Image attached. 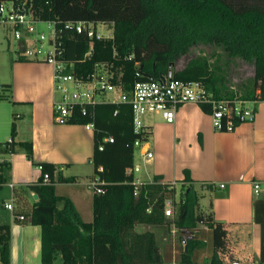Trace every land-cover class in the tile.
Wrapping results in <instances>:
<instances>
[{"label":"trees","instance_id":"16d2710c","mask_svg":"<svg viewBox=\"0 0 264 264\" xmlns=\"http://www.w3.org/2000/svg\"><path fill=\"white\" fill-rule=\"evenodd\" d=\"M33 10L42 20H89L112 27L111 37L97 38L63 23L58 25V40L63 47L60 58L67 64L66 71L76 77H87L105 65L112 73V82L130 90L136 80L157 79L171 71L174 78L203 82L217 98H253L259 82L264 84V0H33ZM91 43V53L86 55ZM198 43L222 45L231 57L254 60V77L245 87L234 89L224 69L203 56L192 57L183 68L173 70L176 61ZM0 89L8 91L0 93V100H10V85L2 84ZM202 107L210 110L207 104ZM85 108L83 111L77 105L68 122L93 125L92 163L98 179L92 186L93 220L84 221L73 201L56 193L54 173L58 166L53 163H41L39 180L14 191L18 197L37 194L30 212L15 213L30 220L15 218L40 226L42 263L167 264L156 234L138 232L135 227L173 222L186 234L194 233L198 224L212 229L214 251L207 264H231L225 259L231 244L228 225L201 209L200 194L192 183L183 185L179 200L174 201V185L158 181L159 177L153 182L136 183L133 173L127 172L134 166L135 141H146L150 135L135 131L131 105L103 101L86 104ZM108 137H113V142L105 141ZM100 144L104 145L102 150ZM15 145L0 142V152H15ZM18 145L32 158L31 142ZM9 171V162H1L0 186L7 181ZM44 173H49L47 182ZM75 179L63 175L58 178L62 182ZM186 180L191 181L188 171ZM167 200L175 208V217L165 214ZM254 212L261 227L260 256L257 261L239 264H264V198L254 202ZM11 236V225L1 223L0 261L5 264L10 263ZM183 238L185 249L178 264H197L192 254L205 242L193 235Z\"/></svg>","mask_w":264,"mask_h":264},{"label":"crops","instance_id":"0c3cea01","mask_svg":"<svg viewBox=\"0 0 264 264\" xmlns=\"http://www.w3.org/2000/svg\"><path fill=\"white\" fill-rule=\"evenodd\" d=\"M17 43L20 50V43ZM7 77L8 80L0 83V86L10 85V100L0 101V142L11 138L9 143L16 144V150L0 152V163L10 164L7 181L1 187L8 188L4 204L13 202L15 208L12 211L4 206L9 213L0 216V224L11 225L8 264H43L40 226L15 218L16 212H30L37 198L34 192L18 197L14 191L39 180L41 163H53L58 166L54 173L56 193L69 197L82 219L91 222L92 183L96 179L92 163L94 130L87 124L55 121L57 94L53 64L28 59L19 51L10 57V75ZM145 117H148L144 120L150 135L142 147H135L131 170L135 182H153L159 177L158 181L172 184L177 189L172 198L174 201L179 200L183 185L192 183L200 194L201 209L212 212L216 220L228 225L231 244L225 259L229 262L257 261L261 227L255 220L254 202L264 198V100L258 104L256 119L240 123L233 131L215 130L210 113L202 105L193 103L178 108L173 122L159 114ZM13 122L15 134L12 136ZM21 142L32 143V158L18 145ZM146 149L153 153L152 157L144 154ZM187 171L191 181L186 180ZM60 175L75 176L76 179L62 182L58 180ZM220 184L225 187L221 188ZM255 184L259 185L258 192ZM135 229L156 234L160 253L167 264L181 261L185 249L183 235H193L205 242L203 247L194 250V262L207 264L213 255V231L204 224H198L192 234L178 231L173 222L137 224ZM258 234L259 245L255 238ZM251 235L253 239L249 240ZM0 264L5 263L0 261Z\"/></svg>","mask_w":264,"mask_h":264},{"label":"built area","instance_id":"2783aa9c","mask_svg":"<svg viewBox=\"0 0 264 264\" xmlns=\"http://www.w3.org/2000/svg\"><path fill=\"white\" fill-rule=\"evenodd\" d=\"M46 21L52 26L49 35L39 31L38 23ZM0 23L8 25L12 34L20 43L21 55L28 59L46 61L54 66V91L60 96L54 100V117L59 123L68 122L74 108L77 105H94L103 101L127 102L131 105L133 126L136 132H150L145 124V116L148 114H159L168 122L175 120L176 111L186 104H207L208 111L212 117L214 129L217 131H233L242 122H253L256 119L258 104L264 100V84L259 82L255 89L253 98H242L237 95L234 98H217L209 91L201 81H186L174 78L168 73L157 79L136 80L130 90L112 82V73H109L105 65H100L96 71L87 77H76L67 72L66 62L60 58L63 53L61 41L58 40V25L63 23L67 28H75L78 32H87L89 37H111L104 35L97 29V23L89 20H42L34 14L33 0H3L0 1ZM103 23V22H102ZM49 47L46 49L47 44ZM91 43L89 51L91 53ZM70 67L72 64L69 65ZM106 69L107 72H104ZM119 92V98H109L110 93ZM88 126L93 125L91 123ZM113 137L105 138V141L113 142ZM8 142H12L10 138ZM144 141L137 139L135 147H142ZM104 148L103 144L99 149ZM144 154L152 157L153 153L146 149ZM1 161V160H0ZM42 169V166H39ZM128 168L127 172H131ZM45 182L49 180V173L43 174ZM98 183V179L92 186ZM13 187V184H11ZM225 187V184H220ZM258 184H255L258 192ZM102 192L101 188H96ZM4 206L14 210L13 202H6ZM165 214L172 215V204L170 200L165 202ZM19 220H30L23 214L15 216ZM231 264H239V261L232 260Z\"/></svg>","mask_w":264,"mask_h":264},{"label":"rangeland","instance_id":"374dc122","mask_svg":"<svg viewBox=\"0 0 264 264\" xmlns=\"http://www.w3.org/2000/svg\"><path fill=\"white\" fill-rule=\"evenodd\" d=\"M97 29L104 35H112L113 29L107 23L98 22ZM39 31H43L48 36L52 26L48 22L42 21L37 25ZM18 40L12 34L11 28L8 25L0 23V83L8 80L7 76L10 75V57L14 56L20 50L18 49ZM10 44V48H9ZM47 44V43H46ZM49 47L47 44L46 49ZM195 56L206 57L211 63H216L222 67L227 75L228 84L232 88L238 89L240 85L245 87L249 84L255 75V62L254 60H244L241 57H231L225 48L222 45L215 44H205L198 43L192 46L189 53L180 57L176 63L173 65V70L183 68L190 58ZM104 72H107L106 69H103ZM0 93L5 94L8 91H3L0 89ZM57 97L60 96L59 92L56 93ZM119 98V92L110 93L109 98ZM0 101L8 102V99H2ZM147 116V115H146ZM148 118V117H145ZM8 191L7 187L0 186V216L3 214L9 213V210L4 208V200L7 197ZM6 193V194H5ZM33 200V198L31 199ZM170 217H175V208L172 205V215ZM251 232V230H249ZM252 234V233H251ZM245 235H247L245 233ZM248 236V235H247ZM247 236H243L245 239H248ZM253 239L251 235L250 239ZM256 242L259 245L260 237L259 234L255 237Z\"/></svg>","mask_w":264,"mask_h":264},{"label":"water","instance_id":"95a60500","mask_svg":"<svg viewBox=\"0 0 264 264\" xmlns=\"http://www.w3.org/2000/svg\"><path fill=\"white\" fill-rule=\"evenodd\" d=\"M169 73H170V74H172V72H171V71H170ZM34 197H35V198H37V194H34Z\"/></svg>","mask_w":264,"mask_h":264}]
</instances>
